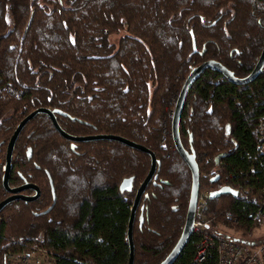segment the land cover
<instances>
[{"label":"trees","instance_id":"1","mask_svg":"<svg viewBox=\"0 0 264 264\" xmlns=\"http://www.w3.org/2000/svg\"><path fill=\"white\" fill-rule=\"evenodd\" d=\"M263 49V0H0V155L38 108L67 114L57 120L73 136H122L150 149L157 179L137 209L134 264H160L181 237L192 188L191 170L173 142L172 100L191 66L216 61L245 78ZM185 104L181 140L196 153L200 193L211 195L219 185L239 192L210 197L212 226L259 245L247 238L259 229L253 214L264 205L257 132L264 71L237 86L208 69ZM216 159L223 166L212 183ZM150 169L146 153L117 141L71 142L47 115L36 116L17 140L9 182L36 184L42 197L14 201L0 213V264L21 245L48 251L51 264H128L131 208ZM2 178L0 202L9 196ZM128 178L133 191L121 192ZM195 251L189 243L174 264H192Z\"/></svg>","mask_w":264,"mask_h":264},{"label":"water","instance_id":"2","mask_svg":"<svg viewBox=\"0 0 264 264\" xmlns=\"http://www.w3.org/2000/svg\"><path fill=\"white\" fill-rule=\"evenodd\" d=\"M264 1V0H263ZM211 69L219 74H221L223 77L226 78V80L234 85L237 86H244L252 83L259 77L263 70H264V49L261 53V56L254 68V70L245 78H237L233 72L228 70L225 66H223L221 63L216 61H208L203 64H201L198 67H195L192 71H190L189 75L187 76L181 91L179 93L177 102L174 107L172 121H171V132L173 137V142L175 144V147L182 157V159L185 161V163L188 165L189 169L192 173V188H191V197L189 200V206L187 210V217L185 226L183 228V232L181 234L180 239L178 240L177 244L171 251V253L160 263V264H174L179 257L182 255L184 248L186 244L189 241V238L191 236L194 222H195V212H196V206L197 201L200 194V169L199 164L197 161V156L195 151L192 149L190 151L186 150L184 147L182 140H181V134H180V123L182 119V114L184 110V106L187 100V97L193 88L195 82L198 80V78L204 73L206 70ZM44 114L47 115L56 130L60 133V135L65 138L66 140H69L74 143H86V142H93V141H101V140H109V141H117L119 143L125 144L126 146L141 151L143 153L148 154L151 157V169L139 187V189L136 192L135 199L133 206L131 208V216L129 220V226L127 231V238L128 243L130 246V255L128 264H134L135 260V246H134V239H133V228L136 218L137 209L140 205V202L142 200V197L145 195L146 189L148 185L152 182L153 179H157V176H155L158 166V160L154 152H152L150 149L146 148L145 146H142L140 144H137L127 138H124L122 136H116V135H91V136H73L69 133H67L59 124L57 120V115H62L67 117L68 115L63 113L61 110H51L48 108H38L32 113H30L28 116H26L20 124L17 126L14 134L12 135L7 150H6V170L3 175V187L5 191L11 196L0 202V213L4 210V208L9 205L10 203L20 200L24 201L26 203L34 202L41 196V190L37 185H34L28 181H25L23 185L19 187L12 188L9 183V173L12 167V159H13V153L14 149L17 143V140L23 131V129L26 127V125L33 120L36 116ZM229 130V127L227 128ZM192 138V137H191ZM1 149V147H0ZM29 158L31 157V149L28 151ZM220 179L219 175H216L214 178H212V183H217ZM133 178L125 179L121 185H120V191L121 192H132L133 191ZM54 202L56 201V194L54 190V185L52 180L50 179ZM32 190L35 192V195L33 196H26L22 194V192ZM239 192L230 187V186H224L223 188L216 190L215 192L211 193V198H219L223 195H233L238 196ZM51 209V208H50ZM143 224V218H141V225Z\"/></svg>","mask_w":264,"mask_h":264},{"label":"built area","instance_id":"3","mask_svg":"<svg viewBox=\"0 0 264 264\" xmlns=\"http://www.w3.org/2000/svg\"><path fill=\"white\" fill-rule=\"evenodd\" d=\"M194 68L195 67H191L190 71ZM223 79H225V77H223ZM173 102L172 116L177 99ZM187 107L190 108L191 106L187 105ZM257 132L258 150L261 154H264V117L260 119ZM5 158L6 155H0V173L2 174L6 170ZM209 161L208 159L207 162ZM222 166L223 163L220 162V159H216L214 163V174H216ZM229 179H235V175L230 174ZM222 187L223 186L220 185L219 189ZM209 213L210 193L205 191L199 194L193 230L184 248L185 250L189 243L195 246L196 251L192 264H204L208 262L212 256H216V264H264V241L259 245H251L229 237H215L209 232L212 226ZM226 215L230 216L228 213H226ZM253 221L258 223L264 222V205L259 207L253 214ZM2 223V218H0V228ZM20 247L21 248L17 250H7L5 252L4 257L6 264H51L48 260L50 254L48 251L39 247L24 246L23 248L22 245Z\"/></svg>","mask_w":264,"mask_h":264},{"label":"rangeland","instance_id":"4","mask_svg":"<svg viewBox=\"0 0 264 264\" xmlns=\"http://www.w3.org/2000/svg\"><path fill=\"white\" fill-rule=\"evenodd\" d=\"M119 38H120V35H116L115 37H112V42H114V43H118V40H119ZM191 67H193V66H191ZM190 67V68H191ZM185 82V81H184ZM179 96V95H178ZM178 99V98H177ZM172 101H175V98H173V100ZM211 161H209L208 163H210ZM213 172H215V171H213ZM214 228L216 229V230H219V231H221L223 234H226V233H228L229 235H230V237H233V238H243V235L240 233V232H236V231H233V230H231V229H229V228H227V229H225V228H223V226H219V225H215L214 226ZM260 228H262L263 230L261 231V233H259V235L258 236H261V237H258V238H261V239H263L264 238V222L263 223H260V227H259V229ZM258 232L259 231H256L255 233H257L258 234ZM254 236H255V234H254ZM254 236H252V237H248L247 238V240H250V241H256L257 240V235H256V237H254ZM18 249V248H17ZM17 249H15V250H17ZM9 250H12V249H9Z\"/></svg>","mask_w":264,"mask_h":264},{"label":"flooded vegetation","instance_id":"5","mask_svg":"<svg viewBox=\"0 0 264 264\" xmlns=\"http://www.w3.org/2000/svg\"><path fill=\"white\" fill-rule=\"evenodd\" d=\"M1 150V149H0ZM5 163H6V158H5ZM1 175H4V173L2 174V173H0ZM10 174V173H9ZM216 175H219V173H216V174H214L213 176H212V178H214ZM220 176V175H219ZM52 180V179H51ZM26 181V180H25ZM25 181H23V183H21V184H18L17 186H11L12 188H15V187H19V186H21V185H23L24 184V182ZM2 182H3V178H2ZM52 182H53V180H52ZM10 183V182H9ZM31 183V182H30ZM33 184V183H32ZM34 185H36V184H34ZM50 185H51V183H50ZM54 185V184H53ZM220 186V185H219ZM223 187L225 186V185H222ZM39 187V186H38ZM222 187V188H223ZM231 187V186H230ZM40 188V187H39ZM51 189H52V187H51ZM221 189V188H220ZM41 190V189H40ZM55 190V189H54ZM218 190H219V188H218ZM9 194V193H8ZM22 194H24V195H26V196H33V195H35V192L34 191H32V190H27V191H24V192H22ZM56 194V193H55ZM9 196H11V194H9ZM8 196V197H9ZM42 197V191H41V196H40V198ZM40 198L39 199H37V200H40ZM36 200V201H37ZM53 200H54V197H53ZM17 201H20V200H17ZM24 202V201H23ZM56 202V201H55ZM141 218H143V217H141Z\"/></svg>","mask_w":264,"mask_h":264},{"label":"crops","instance_id":"6","mask_svg":"<svg viewBox=\"0 0 264 264\" xmlns=\"http://www.w3.org/2000/svg\"><path fill=\"white\" fill-rule=\"evenodd\" d=\"M223 228H224V227H223ZM210 229L213 230V232H214L216 235H218V236H220V235H222V236H224V237H229V236H230L228 233L223 234L221 231L216 230L213 226H212ZM225 229H227V228H225ZM262 230H263L262 228L258 229V230H257V231H259L258 234L255 233V236H254V237H256V235H257V240H256V242H258V243H259V242L261 243V242L264 241V238H263V239L258 238V237H261V236H258V235H259V233H261Z\"/></svg>","mask_w":264,"mask_h":264}]
</instances>
